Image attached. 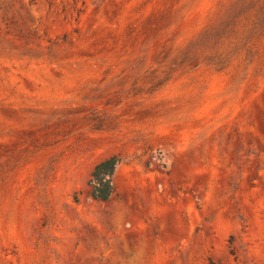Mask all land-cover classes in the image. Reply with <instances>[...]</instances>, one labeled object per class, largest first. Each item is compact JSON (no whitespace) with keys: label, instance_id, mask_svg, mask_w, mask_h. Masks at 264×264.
Listing matches in <instances>:
<instances>
[{"label":"rangeland","instance_id":"obj_1","mask_svg":"<svg viewBox=\"0 0 264 264\" xmlns=\"http://www.w3.org/2000/svg\"><path fill=\"white\" fill-rule=\"evenodd\" d=\"M0 264H264V0H0Z\"/></svg>","mask_w":264,"mask_h":264},{"label":"trees","instance_id":"obj_2","mask_svg":"<svg viewBox=\"0 0 264 264\" xmlns=\"http://www.w3.org/2000/svg\"><path fill=\"white\" fill-rule=\"evenodd\" d=\"M119 160L116 156L107 157L93 167L88 185L93 199L105 201L112 192V177Z\"/></svg>","mask_w":264,"mask_h":264}]
</instances>
